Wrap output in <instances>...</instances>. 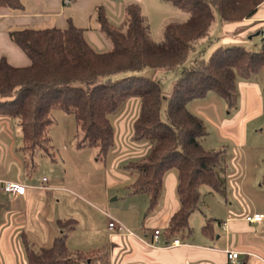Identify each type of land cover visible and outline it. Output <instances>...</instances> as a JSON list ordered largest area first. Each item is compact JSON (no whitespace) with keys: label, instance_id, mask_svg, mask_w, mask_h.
I'll return each instance as SVG.
<instances>
[{"label":"trees","instance_id":"1","mask_svg":"<svg viewBox=\"0 0 264 264\" xmlns=\"http://www.w3.org/2000/svg\"><path fill=\"white\" fill-rule=\"evenodd\" d=\"M72 1V0H71ZM190 16L182 23L168 22L163 40L154 42L137 2L126 5L125 30L109 25L105 10L98 23L112 48L97 52L86 40L85 29L71 23L67 28L25 26L10 31L11 38L29 58L23 67L0 61V116L16 118L22 131V150L27 171L37 166L38 156H53L49 129L54 112L71 114L76 123L77 147L94 146L99 159L107 157L115 143L111 115L130 99L140 101L133 122L132 139L148 142V152L126 165L133 174L130 194L149 197L148 211L154 210L163 191L164 177L177 171L180 208L165 230L169 239L183 236L190 217L199 208L202 185L225 193L226 149L205 147L207 129L202 119L187 108V102L204 98L213 91L232 106L237 72L251 74L264 67V33L258 50L229 43L217 47L209 59L191 54L209 35L215 12L225 23L252 18L264 0H170ZM11 13L24 10L22 0H0V9ZM180 69L172 91L165 92L154 79L123 73L144 69ZM51 246L34 248L24 240L27 264H75L87 258L72 251L67 236L72 219ZM211 220L203 226L208 233Z\"/></svg>","mask_w":264,"mask_h":264},{"label":"crops","instance_id":"2","mask_svg":"<svg viewBox=\"0 0 264 264\" xmlns=\"http://www.w3.org/2000/svg\"><path fill=\"white\" fill-rule=\"evenodd\" d=\"M22 1L24 10L21 12L11 13L7 9H0V61L6 58L11 65L17 67L29 65L30 60L11 38L10 31L13 29L25 26L64 29L74 23L85 29L87 42L97 52H105L109 51L112 45L98 23L97 17L100 10H105L111 27L125 30L127 27L125 10L128 3H139L143 12L145 3L152 6L154 3H163L167 0H72L69 5H65L64 0ZM224 25L228 33L243 30L251 34L257 30L260 31L264 29V5L252 18L235 23L224 22ZM225 41L230 42L234 39L225 37ZM261 80H264V67L251 74L237 72L232 106L228 105L227 99L213 91L208 92L204 98L187 102V108L192 113L202 119L204 124L205 121L211 124L216 139L229 153L226 154L225 161V178L228 186L224 195L226 199L231 197L235 202L227 203L222 212H213L210 217L204 215L200 227L196 229L194 227L191 234L186 229L184 232L187 233L182 237L167 238L165 230L169 220L180 208L177 171L174 168L170 169L164 177L163 191L154 210L148 211L149 197L147 196L144 215L138 207L134 206L132 211L127 212L116 208L112 215H108L107 224L111 217L117 218L131 228L134 235L112 231L107 225L105 232L107 235L105 234L106 237L101 240L103 243L99 240L83 248L70 247L67 242L72 251L87 255V258L75 260V264H105L107 262L112 264H229L228 250L240 252L241 264H264V219L258 222L247 220L248 216L264 214V159L259 157L264 156V143L257 141L264 137V90ZM217 99L221 101L219 107H217ZM127 102L124 113L116 120L114 143L116 149L112 151L108 163L107 178L130 194L128 187L133 179L124 174L114 175L109 167L118 166L120 163L124 165V162L127 165L139 159L148 152L150 143L136 142L132 139L133 122L138 115L140 101L133 97ZM22 136L16 118L0 116V264H27L24 240H27L34 248L49 247L54 238L60 234H52V226L46 224L47 219L41 212H36L34 215L37 219L29 222V211L32 212L34 209L32 204L34 193L29 194L28 187L25 195L8 194L1 189L5 181L25 182L24 176L20 175L16 179L10 173L16 162L15 158L20 154L16 147L18 141H22ZM23 157L24 172L29 173L25 167V155ZM131 157L137 159L132 160ZM29 186L33 188L32 191L45 189L47 192L53 191L54 194L67 192L65 187L55 183L44 187L34 184ZM71 192L75 195L73 191ZM74 197L89 203L80 195ZM193 215L194 213L190 220ZM70 219L74 225L75 222L77 223L76 219ZM53 220L58 222L61 227L60 232H63L65 228L62 224L67 220L62 221L56 217ZM205 220L207 223L211 220L208 233L203 230V226L207 224ZM150 227H153V230L165 228L160 234L158 243L153 244V234L148 230ZM75 228L69 231L67 240L76 230ZM173 241L176 243L172 244ZM36 243L40 246L37 247Z\"/></svg>","mask_w":264,"mask_h":264},{"label":"rangeland","instance_id":"3","mask_svg":"<svg viewBox=\"0 0 264 264\" xmlns=\"http://www.w3.org/2000/svg\"><path fill=\"white\" fill-rule=\"evenodd\" d=\"M143 15L145 17L146 26L150 32L151 40L154 42H161L163 40V29L165 25L168 22L182 23L187 20L190 13L181 10L173 5L170 0H167L163 3H154L152 6L145 3ZM260 31L264 32V29ZM260 31L257 30L251 34L243 30H238L236 33H228L225 29L224 22L221 21L219 14L215 12L209 35L203 39V43L198 46L196 52L191 54L186 65H190L197 57L209 59L212 52L217 47L220 45H229V43L238 44L247 50H258L262 45V33ZM225 37H231L234 41L226 42ZM180 73V69L167 71L165 69L148 68L138 72L123 73L119 75V77L136 74L152 78L159 83L166 94L165 96H167L179 79ZM261 83L264 90V80H261ZM217 100V107H219L221 101H219L220 99ZM127 103L128 102H126L117 113L111 115V120L115 128L117 127L116 120L124 113ZM54 117L55 122L49 129L51 143L53 145L51 149L53 156H38L37 166L30 170L29 173H25L23 165L24 154L21 149L22 141H18L16 148L20 154L15 158L16 162L10 173L11 176H15L16 179H18L20 175L21 177L24 176L25 182L21 180L22 183L27 185L29 194L34 193V202L32 203L34 209L32 212L29 211V222H33L37 219L34 215L36 212H41L47 219L46 224L50 227L52 226V230L50 229L52 234L57 235L61 233V227L53 218H60L62 221H66L70 218L76 219L77 223L75 222L74 225L76 230L70 234L67 242L70 247L85 248L88 244L96 243L106 237L105 234L107 235V233L105 232L109 221L108 215H112L115 211L114 209L120 208L128 212L132 211L134 209L132 207L134 206L138 207L144 215L148 197L144 193L130 195L126 189L117 187L116 182H112L107 178L108 163L112 151L116 149V145L110 150L107 157L99 159L96 147L76 146L75 134L77 129L75 119L71 114L63 111H55ZM212 119L216 120V118ZM205 122L208 135L203 141L204 146L217 149L224 148L223 144L216 139L211 124L207 121ZM257 141L264 143V137L257 139ZM226 154H229L227 150ZM250 155L252 156L254 154ZM259 157L264 159V156ZM130 159L134 160L137 158L131 157ZM126 162L128 163V161ZM125 165L126 163L124 162V165L120 163L118 166L114 165L109 168L114 175H117V173L121 175L124 174L133 179L134 174L126 168ZM227 182L228 181H226V186H228ZM50 183L65 187L67 192L73 191L75 195H80L89 203L80 201L78 199L79 197H74L75 195H72V192H57L54 194L53 191L47 192L45 189L32 191L33 188L29 186L34 184L38 186L43 185L44 187L48 186ZM199 191L201 193V201L199 203V208L194 212L190 220V227L192 229L194 227L195 229L200 227L204 215H209L210 217L213 212H222L227 203H230V201L235 202L233 198L230 197L226 199L223 193L207 185H202ZM48 193L51 194L48 195ZM31 200H33V198ZM143 215L142 217H144ZM142 217L140 218L141 220ZM206 223L205 220V224ZM153 229V227L148 228L152 234L154 232ZM159 230L163 233L165 228L162 227L159 228ZM185 233L187 232H183V234ZM100 243H103V241ZM36 246L38 247L40 244L36 243Z\"/></svg>","mask_w":264,"mask_h":264},{"label":"built area","instance_id":"4","mask_svg":"<svg viewBox=\"0 0 264 264\" xmlns=\"http://www.w3.org/2000/svg\"><path fill=\"white\" fill-rule=\"evenodd\" d=\"M71 0H64L65 5L71 4ZM2 191L4 193L8 194H18V195H25L27 192V186L22 183L21 181H5L2 185ZM264 219V214H254L252 216H248L247 220L250 222H258ZM108 227L112 231L116 232H123L127 235H134V231L127 227L125 223H123L121 220L111 217V220L108 224ZM161 231L159 229H155L153 232V244L159 242ZM176 242H178L176 240ZM175 241L172 242V244L176 243ZM239 251L236 250H228L227 251V258L229 260V264H241L239 261ZM105 264H112V263H105Z\"/></svg>","mask_w":264,"mask_h":264}]
</instances>
